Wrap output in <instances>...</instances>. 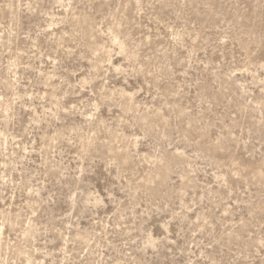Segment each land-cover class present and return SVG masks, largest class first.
<instances>
[{"label":"rangeland","instance_id":"374dc122","mask_svg":"<svg viewBox=\"0 0 264 264\" xmlns=\"http://www.w3.org/2000/svg\"><path fill=\"white\" fill-rule=\"evenodd\" d=\"M0 264H264V0H0Z\"/></svg>","mask_w":264,"mask_h":264}]
</instances>
